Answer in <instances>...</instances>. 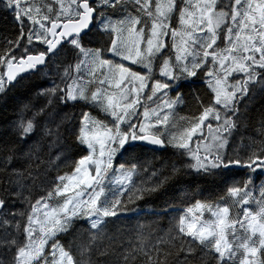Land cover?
Instances as JSON below:
<instances>
[{
	"label": "snow or ice",
	"instance_id": "1",
	"mask_svg": "<svg viewBox=\"0 0 264 264\" xmlns=\"http://www.w3.org/2000/svg\"><path fill=\"white\" fill-rule=\"evenodd\" d=\"M0 13V264H264V0Z\"/></svg>",
	"mask_w": 264,
	"mask_h": 264
},
{
	"label": "trees",
	"instance_id": "2",
	"mask_svg": "<svg viewBox=\"0 0 264 264\" xmlns=\"http://www.w3.org/2000/svg\"><path fill=\"white\" fill-rule=\"evenodd\" d=\"M44 2H51V0H45ZM15 29L12 27V22L10 17H5L2 13H0V38H2L5 34H11ZM11 106V105H10ZM196 111L195 102L190 101L186 107H183L182 110L179 108V114L182 115H189ZM10 115V113H9ZM172 150L169 149L167 152L160 151L158 152L155 157L152 154H148V160L146 163L149 167H155L158 169H163L167 166V164L173 160L174 158L171 156ZM206 195H211V193H206ZM190 198V197H189ZM150 200V207H154L159 210V207L165 203L169 197H159V194L153 195L152 197L148 198ZM184 196L181 195L179 200H183ZM179 200L175 205L176 209H183L185 207L184 204L180 203ZM140 205H143L145 201H139ZM175 210V209H171Z\"/></svg>",
	"mask_w": 264,
	"mask_h": 264
},
{
	"label": "rangeland",
	"instance_id": "3",
	"mask_svg": "<svg viewBox=\"0 0 264 264\" xmlns=\"http://www.w3.org/2000/svg\"><path fill=\"white\" fill-rule=\"evenodd\" d=\"M44 1L45 0H36L37 3H44ZM176 113H177V116H176L177 119L179 118V116H187V115L179 114V108L176 110Z\"/></svg>",
	"mask_w": 264,
	"mask_h": 264
},
{
	"label": "water",
	"instance_id": "4",
	"mask_svg": "<svg viewBox=\"0 0 264 264\" xmlns=\"http://www.w3.org/2000/svg\"><path fill=\"white\" fill-rule=\"evenodd\" d=\"M160 151H163V150H160Z\"/></svg>",
	"mask_w": 264,
	"mask_h": 264
}]
</instances>
